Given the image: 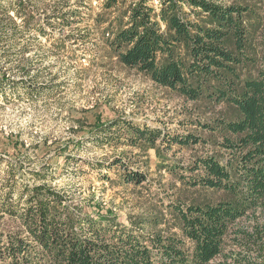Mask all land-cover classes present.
<instances>
[{"label": "trees", "instance_id": "1", "mask_svg": "<svg viewBox=\"0 0 264 264\" xmlns=\"http://www.w3.org/2000/svg\"><path fill=\"white\" fill-rule=\"evenodd\" d=\"M100 1L108 16L102 36L120 63L188 100L223 102L234 110L231 118L199 123L208 131H220L218 144L226 157L206 154L187 167L178 165L193 173L187 184L220 190L226 198L171 207L178 217V236L156 229L157 221L150 218L133 217L125 223L107 207L93 211L88 202H74L67 188L49 183L51 166L28 169L7 160L0 178V214L14 219L17 229L0 231V261L209 264L224 256L240 264H264V255H257L264 250L262 229L256 224L250 229L237 225L254 215L264 201V37L257 59L250 51V5L217 0ZM79 3L83 5V0H0V59L4 63L0 64V95L6 87L15 86L31 95L49 90L47 83L30 82L38 73L31 71L28 38L32 30L36 40L49 38L48 26L71 28L81 19ZM74 36L72 32L64 35L66 39ZM35 53L43 57L42 51ZM16 55L23 59L17 67L18 79L8 74L10 58ZM250 65L255 66L254 72L243 74ZM76 128H88L89 140L115 145L154 148L202 140L191 132L166 134L121 118L104 121L99 114L93 122L80 121ZM118 162L121 158L115 157L107 167ZM123 177L135 184L145 180L138 170H125ZM226 236L241 251L224 254ZM252 250L257 252L253 259Z\"/></svg>", "mask_w": 264, "mask_h": 264}, {"label": "rangeland", "instance_id": "2", "mask_svg": "<svg viewBox=\"0 0 264 264\" xmlns=\"http://www.w3.org/2000/svg\"><path fill=\"white\" fill-rule=\"evenodd\" d=\"M217 1L250 5L253 15L250 51L258 59L264 37V0ZM79 5L81 19L71 28L48 26L49 38L36 40L33 30L28 38L32 43L31 71L38 73L30 82L47 83L49 90L42 95H31L15 86L6 87L0 95V178L7 160L28 169L46 164L51 166L49 183L67 188L74 202H88L93 211L107 207L125 223L133 217L150 218L157 221L156 229L180 236L178 217L171 207L177 203L216 202L226 195L220 190L187 184L193 173L178 165L187 167L195 157L206 154L226 157L227 152L218 144L222 141L220 131H208L199 123L213 124L214 119L231 118L235 112L223 102L188 100L120 63L102 36L108 16L101 9V1L83 0V5ZM68 32L75 36L66 39L64 35ZM36 49L43 52V57L36 55ZM21 62L23 59L17 55L10 58L11 77H20L17 67ZM248 69L242 73H253L255 66ZM95 114L104 121L121 118L160 128L166 134L191 132L202 140L154 148L146 144L96 142L89 140L88 128H76L80 121L93 122ZM115 157H120L121 162L108 168ZM125 170L141 171L145 180L139 184L127 182L123 177ZM23 175L32 181L30 176ZM255 224L262 229L264 243V201L254 215L239 220L237 225L250 229ZM15 229L14 219L0 214V231ZM253 247L259 249L255 244ZM223 249L229 256L241 251V246H235L232 238L226 236ZM252 251L251 259L257 254ZM261 254L264 255V250L257 255ZM227 263L240 264L230 257L225 260L224 256L214 258L209 264ZM0 264L6 263L0 261Z\"/></svg>", "mask_w": 264, "mask_h": 264}]
</instances>
